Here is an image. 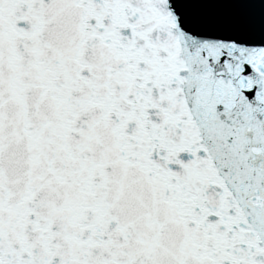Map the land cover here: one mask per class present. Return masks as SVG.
<instances>
[{
	"label": "snow or ice",
	"instance_id": "6c2138e0",
	"mask_svg": "<svg viewBox=\"0 0 264 264\" xmlns=\"http://www.w3.org/2000/svg\"><path fill=\"white\" fill-rule=\"evenodd\" d=\"M0 264H264V0H0Z\"/></svg>",
	"mask_w": 264,
	"mask_h": 264
}]
</instances>
